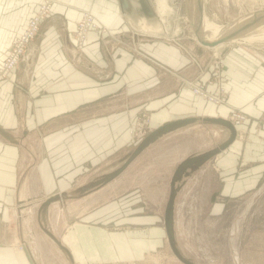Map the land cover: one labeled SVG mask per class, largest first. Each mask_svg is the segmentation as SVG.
Returning a JSON list of instances; mask_svg holds the SVG:
<instances>
[{"label":"crops","instance_id":"1","mask_svg":"<svg viewBox=\"0 0 264 264\" xmlns=\"http://www.w3.org/2000/svg\"><path fill=\"white\" fill-rule=\"evenodd\" d=\"M41 1L0 0V65L11 40L24 31ZM84 9L95 14L107 33L92 29L79 47L74 34ZM143 32L122 16L119 0H54L22 61L0 82V264H51L39 240H52L68 260H74L70 234L64 245L54 229L46 231V237L35 233L27 238L22 227L12 231L9 224L42 193L69 196L78 183L85 185L79 177L98 171L105 175L122 165L135 149L134 124L145 113L152 130L193 119L159 136L123 172L135 182L126 205L164 208L165 237V208L175 169L184 159L229 137L230 129L215 118L229 120L233 108L246 114V121L233 124L236 138L214 157L189 168L177 182L175 236L187 232L185 224L194 227L200 221L186 215L184 208L225 205L258 187L264 175V59L247 46L226 43L222 80L228 97L215 104L183 82L198 76L199 64L193 57L208 69L199 76L207 80L213 67L210 56L199 57L181 43L150 39ZM242 128L248 130V140L241 138ZM119 182L109 183L112 191ZM159 217L132 212L125 223L142 225L140 232L149 236L144 226ZM45 224L53 228L48 216ZM125 229L134 233L132 226ZM14 237L22 244H11L12 250L7 240ZM133 245L127 233L103 231L95 251L100 257H126L135 255ZM84 248L88 249L86 243Z\"/></svg>","mask_w":264,"mask_h":264},{"label":"rangeland","instance_id":"2","mask_svg":"<svg viewBox=\"0 0 264 264\" xmlns=\"http://www.w3.org/2000/svg\"><path fill=\"white\" fill-rule=\"evenodd\" d=\"M169 2L173 11L167 16L165 21H162L163 24L167 23L164 32L155 34L158 37L149 38L181 43L189 50L192 49L198 53L199 57L201 55L203 58L208 56L211 58L215 55L218 58L217 62H211L213 67L209 71L211 74L209 78L212 80L211 85H214L216 82L215 86H225L222 80V70L225 67L222 50L227 44L225 43L219 48L204 47V45L198 44L189 21L191 14L189 16L186 0H169ZM154 4L156 6L155 0ZM261 8H264V0L204 1L206 17L216 27L225 26ZM178 28L179 33L174 34V30ZM105 29L106 32L104 33H107V28L105 27ZM136 31L143 32L141 30ZM241 42L230 43L247 46L264 59V38L254 41L243 40ZM197 63L203 67L201 72L200 68L197 69L198 74L204 73L205 70L208 71L200 61ZM188 78L191 81H195L197 80V75ZM183 82H185V78H183ZM186 85L190 87L188 83ZM237 109L242 110V108ZM148 117L150 118L147 113L141 115L134 124L133 132L136 128V123H141L143 118ZM233 124L237 125L234 122ZM240 136L243 140H248V130L245 128L240 129ZM142 139L138 140L132 146L135 148ZM125 169L115 178L116 180L120 179V182L113 188V191L109 183L116 181L115 179L107 183L108 187L106 190L99 191L98 189L102 186H88L104 176L101 171H98L91 172L87 176L83 175L84 177H79V181L83 178L84 186H82V182L79 184L76 181L74 187H77V183L78 187L73 189L74 191L69 193L70 195L67 198L60 197L55 199V201L47 205V208H45L44 201L47 200L46 194L48 192L42 193L37 199L32 200L29 206L25 207L26 210L22 211L23 214L21 216L16 217L17 221L14 219L11 221L9 225H11L12 231H17L18 226L22 227L24 236L32 238L35 233L38 237L41 234H44L46 237V231L48 232V230L54 229L60 234L64 245L66 241L68 243L67 236L70 234L72 238V245L70 244V246L72 248L74 247V251L72 252L74 260H68L67 256L65 257L63 251L57 248L52 240H46L45 242L39 240L40 248L47 255L48 262L51 264H185L173 252L167 235L165 237L162 234L164 225L161 215L164 208L150 207L133 209L126 205V198L135 190L133 188L135 182L125 177L123 174ZM129 188L132 189L129 190ZM50 194L48 193L49 197L54 195V193ZM59 194L68 193L63 192ZM151 194L154 196L153 194L155 192L152 190ZM57 200L62 202L58 203ZM121 200L122 203H119ZM198 204H200L198 207L183 209L186 215L191 217L198 216L200 219L194 227L191 223L184 225L188 233H183L179 237L176 235V245L184 255L197 264H264V175L258 187L250 190V192L241 198L229 201L225 205L221 203H216L213 206ZM46 212L53 228L45 224V218L43 216ZM132 212L136 215L150 214L152 217L161 216V218L159 217L157 220L144 226L150 231V237L142 235L139 230L142 225L125 223L126 215H131ZM54 222H56L55 225L53 224ZM130 226L134 228L133 234L126 232L125 228H129ZM110 230L118 233H127L130 236V240L134 239L133 247L135 255L126 257H117L116 255L100 257V255H96L95 249L100 246L101 232ZM125 238L126 236L121 237L124 241L126 240ZM7 242L10 244L9 246L12 250L13 247H11V244L15 242L22 244V241L18 237L8 239ZM85 243L88 249L84 248ZM55 248H57V252ZM54 251L56 252L55 256H53Z\"/></svg>","mask_w":264,"mask_h":264},{"label":"water","instance_id":"3","mask_svg":"<svg viewBox=\"0 0 264 264\" xmlns=\"http://www.w3.org/2000/svg\"><path fill=\"white\" fill-rule=\"evenodd\" d=\"M154 0H119L120 10L122 16L130 22L132 27L136 30H141L140 25L137 18L146 17V18H159L154 5ZM196 9H195V17L196 23L190 21L193 32L201 45L208 47H215L220 44L234 42L236 40H243L248 34L254 35L260 32H264V8L260 10L253 11L248 13L247 15L235 20L231 23H228L222 31L216 37L211 38L207 33L203 31V17H204V1L196 0ZM197 25V26H194ZM209 30V29H208ZM144 36L147 37H158L152 34L143 33ZM175 37V36H174ZM162 38V37H160ZM193 119L185 118L178 119L175 121H171L166 123L154 130H152L146 137H144L139 144L135 147V149L130 153L123 164L119 166L117 169L105 174L102 178L94 181L88 186H103L113 179H115L129 164L130 162L136 158L147 146H149L152 142H154L159 136L162 134L175 130L181 126H184ZM215 121L221 122L225 124L230 129V135L227 139L219 143L216 147L200 153L198 155H194L184 159L178 167L175 169L172 177H171V185L170 192L167 201V205L165 208V227L168 235L169 244L175 253V255L185 264H197L185 255L181 253L178 249L175 241V233H174V225H173V216H174V202L176 198V194L178 191L177 182L180 180L184 173L193 167H197L204 161L214 157L221 150L226 148L235 138H236V127L231 123L230 120L225 118H215ZM67 195V194H62ZM68 196V195H67ZM61 197V194L56 193L50 197L46 201H44V205L50 204L55 199ZM50 232V230H48Z\"/></svg>","mask_w":264,"mask_h":264},{"label":"built area","instance_id":"4","mask_svg":"<svg viewBox=\"0 0 264 264\" xmlns=\"http://www.w3.org/2000/svg\"><path fill=\"white\" fill-rule=\"evenodd\" d=\"M54 0H42L38 10L36 13L30 18L27 27L24 29L22 33L17 35L11 40L8 51L6 53L5 59L0 65V82L3 79L8 78L10 72L16 68L19 63L22 61L23 57L27 53V49L30 48L32 41L40 32V28L42 23L48 18L51 13L52 5ZM91 29H99L102 32H105V27L100 24L95 15L89 10H82V17L79 20L76 32L74 34L77 45L83 46L86 42L88 32ZM194 61L198 62V60L194 57ZM212 61L217 62V57L214 55L211 57ZM200 72L203 69L199 65ZM202 73H199L197 76V80L191 81L189 78H185L186 84L188 83L192 89V91L211 101L215 104L225 103L227 97V88L225 86L216 85L214 83L213 89L208 90V85L212 84V80L208 78L203 81L199 78ZM184 82V83H185ZM235 124L239 125L246 119V114L244 111L239 110L237 108L231 111V115L229 117ZM150 118H143L142 122L136 123V128L133 132V143H137L138 140L144 138L150 131H152V126L150 125ZM23 249V248H22Z\"/></svg>","mask_w":264,"mask_h":264},{"label":"bare ground","instance_id":"5","mask_svg":"<svg viewBox=\"0 0 264 264\" xmlns=\"http://www.w3.org/2000/svg\"><path fill=\"white\" fill-rule=\"evenodd\" d=\"M205 1V0H203ZM156 2V6H155V10L159 16V18L154 19V18H146V17H141L139 16V18H137L138 22L135 21V23H137L138 25H140V29L141 31H145L148 34H159L161 32H164L165 28H166V24L162 21H165V18L163 17L165 15V17H167L172 11L173 8L172 6H170L168 8V10L166 11L163 7V0H155ZM154 3V2H153ZM186 4L188 6L189 9V16H190V20L193 23H196V17H195V9H196V0H186ZM155 5V4H154ZM177 7V6H176ZM262 9V8H261ZM176 10V9H175ZM93 13V12H92ZM165 13V14H164ZM94 14V13H93ZM164 14V15H163ZM186 14V13H185ZM95 15V14H94ZM187 15V14H186ZM96 17V16H95ZM242 17V16H241ZM214 23L208 18L206 17V13L204 12V17H203V31L204 33H207L211 38L216 37L217 35H219V33L222 31V29L224 28L223 26H214ZM197 26V25H194ZM226 26V25H225ZM209 29V30H208ZM89 33V32H88ZM174 34H177V32H175ZM157 36V35H156ZM173 36V35H172ZM195 39L197 40L195 34H194ZM264 38V32H260L258 34H254V35H250L248 34L246 37L243 38L244 41H254V40H258V39H262ZM243 40H236L234 42H239L242 43L241 41ZM198 44L199 41L197 40ZM223 44L217 45L215 47L212 48H219L220 46H222ZM205 47V46H204ZM208 47V46H206ZM211 48V49H212ZM216 50V49H215ZM214 51V50H213ZM219 52V51H218ZM216 53V52H215ZM227 86V85H226ZM230 120V119H229ZM231 121V120H230ZM246 121V120H245ZM231 123L233 124V122L231 121ZM238 128V127H237ZM237 135V134H236ZM47 216V212L45 213V215L43 216L44 218ZM45 221V219H44ZM28 224V223H27ZM175 240H176V236H175ZM22 247V246H20ZM179 249V248H178ZM180 250V249H179ZM182 253V252H181ZM183 254V253H182ZM184 255V254H183ZM186 256V255H185ZM187 257V256H186ZM190 259V258H189ZM193 261V260H192ZM195 262V261H194ZM196 263V262H195Z\"/></svg>","mask_w":264,"mask_h":264},{"label":"flooded vegetation","instance_id":"6","mask_svg":"<svg viewBox=\"0 0 264 264\" xmlns=\"http://www.w3.org/2000/svg\"><path fill=\"white\" fill-rule=\"evenodd\" d=\"M171 6V4H170V2H169V0H163V7H164V9L167 11L168 10V8ZM165 14V13H164ZM163 14V15H164ZM164 18H165V20L167 19V17H165V15L163 16Z\"/></svg>","mask_w":264,"mask_h":264}]
</instances>
